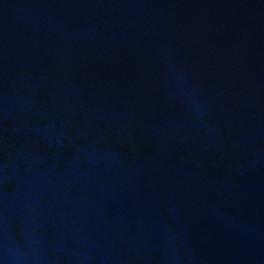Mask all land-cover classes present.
I'll use <instances>...</instances> for the list:
<instances>
[{
	"label": "water",
	"instance_id": "water-1",
	"mask_svg": "<svg viewBox=\"0 0 264 264\" xmlns=\"http://www.w3.org/2000/svg\"><path fill=\"white\" fill-rule=\"evenodd\" d=\"M0 264H264V0H0Z\"/></svg>",
	"mask_w": 264,
	"mask_h": 264
}]
</instances>
